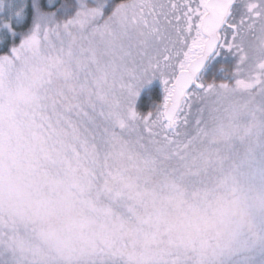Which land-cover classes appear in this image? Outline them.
I'll list each match as a JSON object with an SVG mask.
<instances>
[{
    "label": "trees",
    "instance_id": "1",
    "mask_svg": "<svg viewBox=\"0 0 264 264\" xmlns=\"http://www.w3.org/2000/svg\"><path fill=\"white\" fill-rule=\"evenodd\" d=\"M109 2L105 16L120 0ZM44 3V11L65 18L59 4ZM258 60H233L204 80L209 87L179 130L153 137L139 121L132 131L119 114L90 121L80 110L65 111L71 96L59 51L39 45L29 133L35 185L43 180L44 194L0 199V264H264V199L248 182L254 165L264 163V55ZM161 100L160 86L149 81L134 107L145 114ZM225 184L242 193L239 212L206 196ZM73 200L103 209L115 224L109 239L71 249ZM158 219L173 223L166 229Z\"/></svg>",
    "mask_w": 264,
    "mask_h": 264
},
{
    "label": "snow or ice",
    "instance_id": "2",
    "mask_svg": "<svg viewBox=\"0 0 264 264\" xmlns=\"http://www.w3.org/2000/svg\"><path fill=\"white\" fill-rule=\"evenodd\" d=\"M57 4L63 19L44 11V0H0V57L41 44L58 49L71 96L65 111L90 121L119 114L153 137L175 132L203 99L204 80L232 68L244 32L264 22V0H120L107 16L109 0L50 7ZM154 78L163 99L138 114V92Z\"/></svg>",
    "mask_w": 264,
    "mask_h": 264
},
{
    "label": "rangeland",
    "instance_id": "3",
    "mask_svg": "<svg viewBox=\"0 0 264 264\" xmlns=\"http://www.w3.org/2000/svg\"><path fill=\"white\" fill-rule=\"evenodd\" d=\"M38 49L39 46L25 48L12 56L0 57V183L7 181L18 193L37 199L44 194L40 188H45V183L42 180L36 186L33 176L37 162L32 159L34 149L29 127L32 131L33 127L29 105L31 87L38 83L33 72ZM48 53L47 47L46 58ZM251 60L254 63L255 57ZM151 81L156 82V78ZM252 173L248 180L252 195L264 199V163H256ZM252 195H249L251 199L254 198Z\"/></svg>",
    "mask_w": 264,
    "mask_h": 264
},
{
    "label": "clouds",
    "instance_id": "4",
    "mask_svg": "<svg viewBox=\"0 0 264 264\" xmlns=\"http://www.w3.org/2000/svg\"><path fill=\"white\" fill-rule=\"evenodd\" d=\"M176 195L187 205L200 207L199 204H194L191 198L184 193H177ZM16 196L17 189L7 181L0 183V198L5 202H12L16 199ZM206 196H211L213 200L219 199L230 208L235 206L238 212L243 209L242 193L239 190L230 189L227 184L221 186V191L212 190L207 192ZM67 212L73 220V232L66 237L72 250H90L95 247L97 241L104 242L113 234L115 224L103 209L85 207L82 203L73 200L70 202ZM160 223H163L167 229L173 221L158 219V225Z\"/></svg>",
    "mask_w": 264,
    "mask_h": 264
},
{
    "label": "flooded vegetation",
    "instance_id": "5",
    "mask_svg": "<svg viewBox=\"0 0 264 264\" xmlns=\"http://www.w3.org/2000/svg\"><path fill=\"white\" fill-rule=\"evenodd\" d=\"M240 43L243 46L242 51L235 55L234 65L238 63L247 66L248 62L252 63V56L258 64V58L264 55V22H257L250 31H245ZM238 77L241 78L240 70H238Z\"/></svg>",
    "mask_w": 264,
    "mask_h": 264
},
{
    "label": "water",
    "instance_id": "6",
    "mask_svg": "<svg viewBox=\"0 0 264 264\" xmlns=\"http://www.w3.org/2000/svg\"><path fill=\"white\" fill-rule=\"evenodd\" d=\"M157 81H158V82H157ZM154 82H155V81H154ZM155 83L158 84V85L160 86L161 93H162V99H163V96H164V86H163V84L161 83V81H160L158 78H156V82H155ZM204 84H205V88H208V87H209L206 83H204ZM185 120H186V118H185V116L182 114V116H181V120H180L178 126L176 127L175 132H176L177 130H179V128L181 127L182 123H183Z\"/></svg>",
    "mask_w": 264,
    "mask_h": 264
}]
</instances>
